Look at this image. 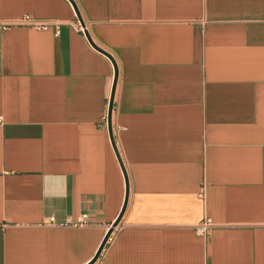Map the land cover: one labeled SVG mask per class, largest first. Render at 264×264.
Wrapping results in <instances>:
<instances>
[{
  "label": "crops",
  "instance_id": "1",
  "mask_svg": "<svg viewBox=\"0 0 264 264\" xmlns=\"http://www.w3.org/2000/svg\"><path fill=\"white\" fill-rule=\"evenodd\" d=\"M73 1L129 187L94 264H264V0ZM77 21L0 0V264H88L123 205Z\"/></svg>",
  "mask_w": 264,
  "mask_h": 264
},
{
  "label": "water",
  "instance_id": "2",
  "mask_svg": "<svg viewBox=\"0 0 264 264\" xmlns=\"http://www.w3.org/2000/svg\"><path fill=\"white\" fill-rule=\"evenodd\" d=\"M69 3L72 5L74 11H75V14H76V18L78 20V22L80 23L81 27L84 28V23H83V20L81 18V15L78 11V8L75 4V2L73 0H68ZM85 29V28H84ZM84 35L87 39V41L89 42L90 46L95 49L97 52L103 54L104 56H106L109 61L112 63V66H113V83H112V87H111V93H110V98H109V101H108V109H107V129H108V134H109V137H110V140H111V144L113 146V149H114V152H115V155L117 157V160L119 162V165L121 167V170L123 172V176H124V180H125V196H124V201H123V205H122V208L116 218V220L113 222V224L111 225V227L109 228V230L107 231V233L105 234L96 254L94 255V257L92 258V260L88 263V264H94L97 259L99 258L102 250H103V247L108 239V237L111 235V233L114 231V229L118 226L122 216H123V213L125 211V208H126V205H127V200H128V191H129V187H128V180H127V175H126V172H125V169L123 167V164L121 162V159L119 157V154L117 152V149L115 148V143H114V140H113V136H112V127H111V115H112V110H113V103H114V95H115V88H116V84H117V77H118V69H117V65H116V62L114 60V58L107 52H105L104 50H102L101 48H99L98 46H96L90 36L88 35V33L84 32Z\"/></svg>",
  "mask_w": 264,
  "mask_h": 264
},
{
  "label": "built area",
  "instance_id": "3",
  "mask_svg": "<svg viewBox=\"0 0 264 264\" xmlns=\"http://www.w3.org/2000/svg\"><path fill=\"white\" fill-rule=\"evenodd\" d=\"M75 28L84 34L85 29L81 27L80 23L77 21L75 23ZM10 27H25V28H30V29H35V30H48V29H53L55 30L56 34H58L59 30V23L56 21H42V20H37L32 18L31 16H23L20 18L17 22H14L13 24H8V25H2V29L6 30ZM103 120L106 122V116L103 118ZM203 194V191L201 192ZM49 222H53V220H49ZM73 227L80 228L88 225L87 221V216L83 215L81 216L76 222L71 224ZM214 227V224L209 220L205 219L203 222L198 224L195 228L196 234L199 236H207L212 228ZM112 241V236L110 235L106 241V243H109Z\"/></svg>",
  "mask_w": 264,
  "mask_h": 264
}]
</instances>
